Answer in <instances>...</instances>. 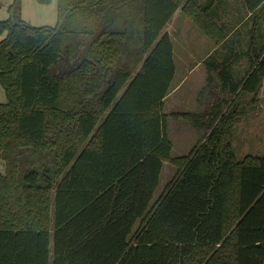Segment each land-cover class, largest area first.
<instances>
[{
  "label": "trees",
  "instance_id": "trees-1",
  "mask_svg": "<svg viewBox=\"0 0 264 264\" xmlns=\"http://www.w3.org/2000/svg\"><path fill=\"white\" fill-rule=\"evenodd\" d=\"M183 2L57 0L55 26L25 22L20 0L9 5L0 264H264V152L238 159L232 146L238 97L256 101L264 80V0L241 1L248 17L229 39L214 0L200 4L212 21ZM182 4L219 47L246 48L205 58L206 108L169 116L198 129L217 122L172 156L163 107L176 66L163 29ZM241 55L247 68L234 79L230 58ZM214 75L223 96L213 102ZM165 162L174 174L152 202Z\"/></svg>",
  "mask_w": 264,
  "mask_h": 264
},
{
  "label": "rangeland",
  "instance_id": "rangeland-1",
  "mask_svg": "<svg viewBox=\"0 0 264 264\" xmlns=\"http://www.w3.org/2000/svg\"><path fill=\"white\" fill-rule=\"evenodd\" d=\"M187 0H184L185 3ZM206 0H190L194 5V9L202 11L206 19H210L211 15L201 8L202 3ZM242 0H214L212 8H219L222 10L230 9L229 12H236ZM14 0H0V21L9 17L8 7ZM183 4L173 14L164 31L169 32L174 45V60L176 62V76L172 82L170 89L171 94L166 99L163 110L166 114L177 112H201L206 108V92L204 75L207 76L210 71L203 65L202 58L207 54L209 49L215 44L212 37L207 35L202 29L199 22L193 19L182 8ZM21 17L22 19L34 26H55L59 21L57 0H47L41 2L39 0H20ZM214 21L218 27H221V32L224 34V29L227 31L225 39H229L236 32L242 29V26L233 27L232 14L221 15V18L214 16ZM199 19V18H198ZM222 20V21H220ZM217 21V22H216ZM217 36L220 37V34ZM244 35V33H243ZM3 35H0V39ZM224 39V38H223ZM222 39V40H223ZM244 40V39H243ZM190 60L192 61L191 63ZM196 66V68L194 67ZM194 68L191 75H185L187 71ZM263 85V82H262ZM212 91L216 101L217 97L223 95L218 91V80L213 76ZM215 87V90H214ZM262 88V86H261ZM260 88V89H261ZM261 94V90L257 95ZM227 95V94H226ZM249 95V94H248ZM228 97V95H227ZM247 97V96H246ZM230 98V96H229ZM232 98V96H231ZM248 99V97H247ZM245 99V100H247ZM264 98L262 100L250 102L252 104L248 112L239 118L240 120L232 124V146L234 153L238 159H241L247 154L260 155L264 152ZM6 97L3 88L0 86V102H5ZM263 104V105H262ZM225 108L221 110L220 115ZM250 115H247L249 114ZM168 135L172 142L171 155H186L198 142L201 143L216 124V120L208 128H195L190 122L183 118L168 117ZM174 167L165 162L160 176V182L155 189L152 202L155 201L160 193L164 190L169 179L174 174ZM5 172V167L0 159V173Z\"/></svg>",
  "mask_w": 264,
  "mask_h": 264
},
{
  "label": "crops",
  "instance_id": "crops-1",
  "mask_svg": "<svg viewBox=\"0 0 264 264\" xmlns=\"http://www.w3.org/2000/svg\"><path fill=\"white\" fill-rule=\"evenodd\" d=\"M220 10L221 9H219V8H217V9L213 8L212 13L216 16V18H221V15H223V16L227 15V17H228V16H230V14H232V20H234V21H233V24L231 26L233 27V29H234V27H237V26L241 27L243 25L244 21H246L247 17H248V13H246L243 9H241L240 6L236 10V12H234V11L229 12L230 9H226V10H222V13H221ZM220 21H222V20H220ZM248 27H249V25L243 26L244 35H242V37H240V39H246L247 38L248 34H246V32H247ZM245 48L246 47H244V46H235V45L222 46V47L221 46L220 47L219 46H213V48L209 49L207 54L202 58L201 62H203V65L205 66V64H204L205 58L215 50L218 51V54H219L217 57V60L221 61L223 59L224 55L231 54V53H242V51H244ZM230 61L232 62L231 72H232L233 78L234 79L240 78L244 74V72L247 68L248 58L246 56H243V55H241L240 57L232 56L230 58ZM191 62L192 61L190 60V62H188V63H191ZM175 66H176V62H175ZM194 67L196 68V66H194ZM176 71H177V67H176L175 75H174L172 82L175 79ZM192 71H194V68H191L190 70H188L187 74L185 75L184 78L186 79L187 75H191ZM216 79L218 80L219 77L216 76ZM204 80H205L204 85L206 86L207 85V76H205V75H204ZM172 82H171L170 89L172 87ZM218 85H219V80H218ZM170 89H169L168 94L166 95V97L164 99V105H165L166 99L171 94ZM260 90H261V94L257 95L256 98L262 100L264 98V80H263L262 88ZM246 96L248 97V99ZM250 98H251L250 94L249 95L248 94H240L239 95L238 101L240 103V106L244 108L243 109L244 113L240 116V118H242V116L248 112V109L252 105L249 103ZM245 99H247V100H245ZM261 103H264V100ZM247 115H250V113Z\"/></svg>",
  "mask_w": 264,
  "mask_h": 264
}]
</instances>
